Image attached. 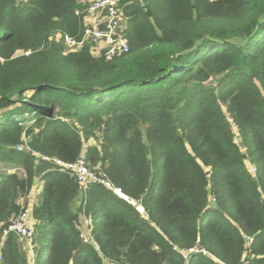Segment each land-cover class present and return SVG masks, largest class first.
Returning <instances> with one entry per match:
<instances>
[{
  "label": "trees",
  "instance_id": "16d2710c",
  "mask_svg": "<svg viewBox=\"0 0 264 264\" xmlns=\"http://www.w3.org/2000/svg\"><path fill=\"white\" fill-rule=\"evenodd\" d=\"M88 1L0 0V264H264V0H117L126 51Z\"/></svg>",
  "mask_w": 264,
  "mask_h": 264
},
{
  "label": "built area",
  "instance_id": "2783aa9c",
  "mask_svg": "<svg viewBox=\"0 0 264 264\" xmlns=\"http://www.w3.org/2000/svg\"><path fill=\"white\" fill-rule=\"evenodd\" d=\"M117 0H89L86 4L85 11L87 16H94V20L89 23L88 26L84 28V39L89 38L92 42L100 43L102 46H108L115 48L119 51H126L128 49V44L123 36L120 35V32L123 28V18L121 11L116 9ZM100 19V20H99ZM83 40L76 41L69 36L64 37V42L68 49L76 50L78 49ZM27 51L26 53H28ZM22 145L19 144L17 148H20ZM45 158V157H43ZM56 164H60L68 171L73 174L77 181L85 188L89 183H101L108 188H113L117 192H120L118 187H114L112 183L103 179L102 175L97 173L92 168L87 166V163L84 159V156H80L74 162H63L59 159H54ZM255 168L251 166V171L254 172ZM131 202H134V199H130ZM146 218V216H145ZM31 208L26 207L19 216L13 220L8 226L3 229V237L8 232H15L18 236V241L23 242L29 240L31 243V238L33 235V226L31 222ZM87 223V220H84ZM83 242H92L96 245L91 234L89 232H83L80 234ZM250 240V238H249ZM195 251H202L206 253L205 250L201 248H195ZM186 256V254H184ZM1 261V254H0Z\"/></svg>",
  "mask_w": 264,
  "mask_h": 264
},
{
  "label": "rangeland",
  "instance_id": "374dc122",
  "mask_svg": "<svg viewBox=\"0 0 264 264\" xmlns=\"http://www.w3.org/2000/svg\"><path fill=\"white\" fill-rule=\"evenodd\" d=\"M94 16H92V15H89V16H87L86 17V19H87V22L88 23H91V21H93L94 19ZM100 20V19H99ZM93 43H95L94 44V49H96L97 51L100 49V48H102V45L100 44V43H96V42H93ZM37 193H38V191H36V188L34 189V191H32V198L33 199H35L36 198V196H37ZM30 223H32V226H33V218L31 219V222ZM33 236V235H32ZM20 244L23 246V247H30V241L29 240H25V241H23V242H20Z\"/></svg>",
  "mask_w": 264,
  "mask_h": 264
},
{
  "label": "water",
  "instance_id": "95a60500",
  "mask_svg": "<svg viewBox=\"0 0 264 264\" xmlns=\"http://www.w3.org/2000/svg\"><path fill=\"white\" fill-rule=\"evenodd\" d=\"M80 200H81V197H77V201H80ZM210 204H211L212 207H215L213 202H210Z\"/></svg>",
  "mask_w": 264,
  "mask_h": 264
},
{
  "label": "crops",
  "instance_id": "0c3cea01",
  "mask_svg": "<svg viewBox=\"0 0 264 264\" xmlns=\"http://www.w3.org/2000/svg\"><path fill=\"white\" fill-rule=\"evenodd\" d=\"M36 191H38V189L36 188Z\"/></svg>",
  "mask_w": 264,
  "mask_h": 264
}]
</instances>
